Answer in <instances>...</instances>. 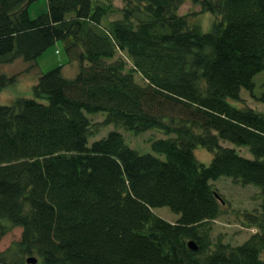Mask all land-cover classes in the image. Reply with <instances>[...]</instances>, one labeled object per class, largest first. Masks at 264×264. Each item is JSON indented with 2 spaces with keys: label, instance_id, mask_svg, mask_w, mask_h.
Here are the masks:
<instances>
[{
  "label": "trees",
  "instance_id": "trees-1",
  "mask_svg": "<svg viewBox=\"0 0 264 264\" xmlns=\"http://www.w3.org/2000/svg\"><path fill=\"white\" fill-rule=\"evenodd\" d=\"M34 1L0 0V65L33 69L63 41L78 70L42 73L33 98L0 105V239L21 229L0 264H264V114L229 103L245 90L264 104L253 91L264 0H191L220 17L207 33L179 14L184 0H47L30 19ZM14 82L0 73V90ZM98 113L104 120L91 123ZM111 124L170 137L152 141L153 154L116 131L89 144ZM198 147L213 154L208 165ZM221 177L263 196L245 215L257 231L236 246L211 241L225 201L210 181ZM161 207L178 218L158 217Z\"/></svg>",
  "mask_w": 264,
  "mask_h": 264
},
{
  "label": "rangeland",
  "instance_id": "rangeland-1",
  "mask_svg": "<svg viewBox=\"0 0 264 264\" xmlns=\"http://www.w3.org/2000/svg\"><path fill=\"white\" fill-rule=\"evenodd\" d=\"M113 4L116 8H122L124 5L122 0H113ZM47 11V0L34 1L27 9L30 19H36L47 13ZM179 14L187 15L191 25L198 26L203 33L209 32L214 22L220 20L218 16L202 12L200 6L194 4L191 0H184L183 5L179 9ZM117 17L120 16L114 14L109 19L113 20ZM64 46L63 41H57L37 58L36 67L33 69H28L31 64L25 63L20 59L9 64H1L0 73L7 77L14 76L15 82L0 90V105L11 104L16 98H33L32 88L36 84L39 75L47 73L59 66H63V73L66 77H73L77 73L78 65L75 61H70ZM136 79L141 81L139 76H136ZM253 82L255 84L254 94L258 96L264 92V71L255 75ZM240 95L243 100L241 103L229 101L233 107L240 109L246 106L256 111H263L264 104L252 99L247 91L241 90ZM105 116L104 113L87 114V117L93 124L102 122ZM112 131L119 132L123 136L125 143L140 154H153L151 142L170 137L154 129L135 134L120 126L111 124L101 127L99 132L89 140V144L105 137ZM220 143L222 146L234 148L228 142L221 141ZM238 153L243 155L240 152ZM195 156L201 163L208 165L212 160L213 154L202 147H198L195 149ZM210 183L223 201H225L222 208V215L211 223V241L213 245L218 241H221L223 244H229L230 246L242 244L257 231L256 228L249 226L245 215L253 213L258 209L263 199L259 188L254 185L235 183L230 178L225 177L210 181ZM153 212L168 222H174L178 218V215L172 213L166 207L156 208ZM20 237L21 229L13 228L0 239V252L7 250L12 243L19 241Z\"/></svg>",
  "mask_w": 264,
  "mask_h": 264
},
{
  "label": "water",
  "instance_id": "water-1",
  "mask_svg": "<svg viewBox=\"0 0 264 264\" xmlns=\"http://www.w3.org/2000/svg\"><path fill=\"white\" fill-rule=\"evenodd\" d=\"M215 196L220 202L224 203L222 198L218 194L215 193ZM187 245H188L190 250H192V251H196L197 250V245L193 241H189ZM26 263L27 264H36L37 263V259L34 258V257H28L26 259Z\"/></svg>",
  "mask_w": 264,
  "mask_h": 264
},
{
  "label": "crops",
  "instance_id": "crops-1",
  "mask_svg": "<svg viewBox=\"0 0 264 264\" xmlns=\"http://www.w3.org/2000/svg\"><path fill=\"white\" fill-rule=\"evenodd\" d=\"M250 108V107H249ZM263 108H264V106H263ZM253 109V108H252ZM255 110V109H254ZM258 112H260V113H263L264 114V109H263V111L262 110H260V111H258ZM237 151L238 152H240V153H242L243 155L242 156H244V157H246V158H251V154L248 152V150L246 149V148H237Z\"/></svg>",
  "mask_w": 264,
  "mask_h": 264
}]
</instances>
